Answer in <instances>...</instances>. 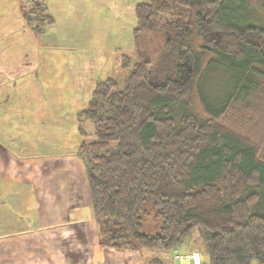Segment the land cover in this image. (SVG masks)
<instances>
[{"label": "trees", "instance_id": "16d2710c", "mask_svg": "<svg viewBox=\"0 0 264 264\" xmlns=\"http://www.w3.org/2000/svg\"><path fill=\"white\" fill-rule=\"evenodd\" d=\"M25 1V23L32 13L51 21L43 0ZM263 6L136 3L135 58L119 59L124 83L98 80L79 112L93 125L90 139L79 127L77 154L101 244L173 251L197 231L208 264H264V131L251 127L264 103V16H256ZM214 68L228 74L230 89L211 101L205 80ZM231 108L242 115L232 120Z\"/></svg>", "mask_w": 264, "mask_h": 264}, {"label": "rangeland", "instance_id": "374dc122", "mask_svg": "<svg viewBox=\"0 0 264 264\" xmlns=\"http://www.w3.org/2000/svg\"><path fill=\"white\" fill-rule=\"evenodd\" d=\"M138 1L43 0L51 21H41V16L32 13L34 20L28 24L19 9L27 1L0 0V58L6 59L0 64V83H3L0 92L11 93L7 104L2 103L0 96V127L12 128L10 136L18 138L25 146L32 145L27 149L46 160L56 157L65 161L73 156L83 137L80 126L87 133L86 139L93 138L92 123L79 112L86 107L98 80L110 76L119 84L124 83L127 70L120 66L119 59L123 53L135 58L133 28ZM257 15L264 16V6ZM33 24L39 25V29L35 31ZM151 38L156 39L152 43L155 45L161 40ZM227 77L219 68L206 75V92L211 101L216 99L215 92L230 89ZM14 94L19 97H13ZM190 100L191 111H200L194 95ZM173 110L178 112V106ZM239 112L231 108L228 115L235 120ZM251 114L256 123L250 126L263 134L264 103ZM7 118L11 123H6ZM25 128L28 132H23ZM11 175L7 173L6 177ZM82 180L84 185L83 174ZM85 188L89 192L87 183ZM189 248L199 251L201 264H208L197 231L188 235L177 250L142 248L133 252L138 256L137 264H149L152 258L171 264L176 252L184 253L191 250Z\"/></svg>", "mask_w": 264, "mask_h": 264}, {"label": "crops", "instance_id": "0c3cea01", "mask_svg": "<svg viewBox=\"0 0 264 264\" xmlns=\"http://www.w3.org/2000/svg\"><path fill=\"white\" fill-rule=\"evenodd\" d=\"M0 96L10 102V92ZM11 129L0 127V264H137L136 252L101 245L78 146L65 161L42 159Z\"/></svg>", "mask_w": 264, "mask_h": 264}, {"label": "built area", "instance_id": "2783aa9c", "mask_svg": "<svg viewBox=\"0 0 264 264\" xmlns=\"http://www.w3.org/2000/svg\"><path fill=\"white\" fill-rule=\"evenodd\" d=\"M173 262L175 264H201L202 259L198 250L191 249L184 253L176 252L173 255Z\"/></svg>", "mask_w": 264, "mask_h": 264}]
</instances>
